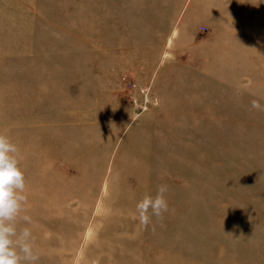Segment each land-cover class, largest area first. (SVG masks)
I'll return each mask as SVG.
<instances>
[{"label": "rangeland", "instance_id": "374dc122", "mask_svg": "<svg viewBox=\"0 0 264 264\" xmlns=\"http://www.w3.org/2000/svg\"><path fill=\"white\" fill-rule=\"evenodd\" d=\"M0 132L37 264H264V0H0Z\"/></svg>", "mask_w": 264, "mask_h": 264}, {"label": "clouds", "instance_id": "9594fccd", "mask_svg": "<svg viewBox=\"0 0 264 264\" xmlns=\"http://www.w3.org/2000/svg\"><path fill=\"white\" fill-rule=\"evenodd\" d=\"M253 109H261L258 101L251 102ZM168 186L160 184L156 194H145L136 203L139 223L145 227L152 218H161L169 211L166 199ZM27 200L26 177L19 159L18 145L0 132V264H37L40 254L35 246L32 229L18 227L20 220L27 225L31 219L21 215Z\"/></svg>", "mask_w": 264, "mask_h": 264}]
</instances>
